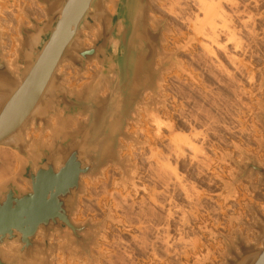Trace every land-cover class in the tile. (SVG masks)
I'll list each match as a JSON object with an SVG mask.
<instances>
[{"label":"rangeland","instance_id":"obj_1","mask_svg":"<svg viewBox=\"0 0 264 264\" xmlns=\"http://www.w3.org/2000/svg\"><path fill=\"white\" fill-rule=\"evenodd\" d=\"M215 1L221 2V13L215 21L217 43L203 35L211 30L201 23L204 13L199 10L197 0L151 1L152 26L155 28V23L162 20L168 23L164 52L178 51L184 69L194 78L183 74L178 67L163 74L161 85L167 103L166 107H160V115L168 121L166 129L155 128L148 115L151 93L145 94V105L140 106L139 111L143 121L140 125L130 123L128 132L146 143L122 141L121 155L127 158V167L132 169L130 178H124L121 167L109 165L101 175L83 179L85 191L80 196L79 212L74 220L83 223L92 218L96 222L110 213L118 221H110L94 230L100 234L93 248L98 264H196L200 260L203 264H222L226 253L224 237L234 239L236 235L261 246L259 233L249 225L260 221L256 210L264 215V184L255 189L253 185L258 184L259 174L242 178L233 160L243 168L249 161L240 147L247 156L255 157L264 165V129L256 116L262 111L260 105H264V0ZM34 2L42 12L35 18L42 21L46 18L45 6L37 0ZM22 3V0H0V10L3 7L5 14L12 9L20 15L18 22L11 23L15 29L11 33L18 37H21L22 24L31 25ZM110 7L114 9L112 3ZM5 14L0 12L2 22L6 21L8 14ZM202 29L205 31L201 32ZM85 34L86 47H91L96 30ZM100 68L97 61L87 63L83 71L65 63L61 66L64 84L79 92L93 81ZM107 92L108 88L103 95ZM84 120V116H79L72 127L64 130L71 131ZM51 122L53 128L45 130L41 125L38 129L33 125L29 138L50 145L58 127L56 118ZM144 128L148 132L136 133ZM184 136L186 143L180 140ZM3 149L9 150V154L3 155L0 151V169L7 172L0 180V190L9 182L29 190L28 182L21 176L23 159L11 148ZM138 151L141 154L136 158L134 154ZM221 152H228L231 159L221 162ZM172 166L177 168L176 176ZM235 176L240 180L235 184L237 194L233 193L232 198L228 186ZM151 177H155V183ZM168 180L170 182H166ZM185 188L191 192L192 200L183 192ZM136 235L140 241L133 243ZM51 243L67 245L58 233ZM50 264H89V261L86 257L74 258L70 251L60 249L52 251Z\"/></svg>","mask_w":264,"mask_h":264},{"label":"water","instance_id":"obj_2","mask_svg":"<svg viewBox=\"0 0 264 264\" xmlns=\"http://www.w3.org/2000/svg\"><path fill=\"white\" fill-rule=\"evenodd\" d=\"M37 1L45 6L46 18L39 21L27 15L31 25L20 26L13 66L4 57L0 28V146L11 148L23 159L21 176L30 187L22 190L9 182L0 190V264H50L52 251L60 249L98 264L93 248L100 234L94 230L103 228L108 220L118 221L110 213L96 222L92 218L83 223L74 220L85 191L83 179L101 175L109 165L121 167L124 178H130L132 169L121 155L122 141L145 144L128 132L130 123L139 122L145 94L151 93L149 117L153 118L150 112L154 110V118L162 119L160 107L167 103L161 85L163 74L177 66L183 74L193 76L184 69L178 51L164 52L168 23L162 20L152 26L149 0ZM111 3L114 13L108 11ZM98 6L104 12L95 18ZM96 20L100 23L93 29L96 39L91 47H85L79 42L82 30L93 31L86 23L95 24ZM31 35L40 37L32 43ZM68 61L81 71L93 61L101 68L81 91H72L60 73ZM106 88L108 92L103 95ZM260 106L262 111L256 116L264 129V105ZM79 116L85 120L65 131ZM53 118L58 127L50 145L29 138L33 125L35 129L40 125L42 130L53 128ZM239 149L249 159L245 168L233 160L240 176L259 174L253 187L260 189L264 165ZM238 180L235 176L228 189L233 190ZM256 213L260 221L249 226L259 233L261 246L241 235L224 237L222 264H264V215ZM57 233L67 241L66 246L51 243ZM9 245L15 253L3 254ZM203 263L200 260L196 264Z\"/></svg>","mask_w":264,"mask_h":264},{"label":"bare ground","instance_id":"obj_3","mask_svg":"<svg viewBox=\"0 0 264 264\" xmlns=\"http://www.w3.org/2000/svg\"><path fill=\"white\" fill-rule=\"evenodd\" d=\"M23 1V3L21 4V6H23V8L25 9V11H26V15H28V16H33L34 15V17L36 16L37 17V15H40L42 12H41V10H40V8H38L37 6H36V3L34 2V0H22ZM151 1L152 0H149V3H150V6L152 7V5H151ZM218 1V0H217ZM231 1V0H230ZM233 2V1H232ZM197 3H198V6H199V10H202V12L204 13V19H203V21H201V23L202 24H207L208 25V27L210 28V30H211V32H209V33H206V31L204 30V29H202V31L201 32H204V34L203 35H205L207 38H210L211 39V41H213V42H218V41H216V39H217V34H216V32H217V30H216V27H218V26H216V18L220 15L219 13H221V11H219V9L221 10V8H219L220 7V3H218V2H216L215 0H197ZM238 3V2H237ZM233 5H235V3H233ZM13 6V5H12ZM107 6V5H106ZM1 8V7H0ZM93 8V6H91L90 7V9H92ZM114 8V7H113ZM7 9V8H6ZM223 9V8H222ZM10 10V9H9ZM8 10V11H9ZM12 10V9H11ZM10 10V12L9 13H4V8L2 7V9L0 10V12H2V14L4 15H7V17H5L6 18V21L5 22H2V20H0L1 21V23H0V28H1V37H2V43H3V47H4V57H5V59L8 61V64L10 65V66H13V60L18 56V53H17V51H18V49H19V44H18V40L20 39V37H18L17 35L16 36H14V34L13 33H11V30H15L14 29V27H13V25L11 24L12 22H14L15 23V21H17L18 22V19H19V16L20 15H17L14 11H11ZM7 11V12H8ZM108 11H110L111 13H114V9H111V7H110V5H108ZM6 12V11H5ZM41 12V13H40ZM103 12H104V8L103 9H101L99 6H98V8H97V14H96V16H95V18H99L100 16L99 15H101V14H103ZM99 14V15H98ZM98 15V16H97ZM24 16V15H23ZM27 16V17H28ZM42 17V16H41ZM221 17H223V16H221ZM226 18V17H225ZM0 19H1V17H0ZM219 19V18H218ZM198 20H200V19H198ZM223 20H225V19H223ZM24 21H25V23H28L29 21L27 20V18L26 17H24ZM224 22V21H223ZM7 23V24H6ZM94 23L95 24H91V23H86V26H88L87 28H89V29H91V30H93V29H95V27H100V23H98V21L96 20V21H94ZM200 23V24H201ZM226 23V22H225ZM11 24V25H10ZM16 25V24H15ZM223 25V24H222ZM229 25V24H228ZM228 25H227V27H228ZM206 26V25H205ZM224 27L226 26V24L225 25H223ZM196 27V26H195ZM199 28V27H198ZM201 28V27H200ZM203 28H205V27H203ZM229 28V27H228ZM206 29V28H205ZM225 29V28H224ZM230 29V28H229ZM194 30H196V28L194 29ZM227 30V29H226ZM233 30V29H232ZM10 31V32H9ZM88 31V29H85V30H82V38L81 39H79V42H83V44L85 45V47H86V44H85V39H86V32ZM94 31V30H93ZM13 32V31H12ZM85 32V33H84ZM196 33H197V31H195ZM18 33V32H17ZM198 33H200V32H198ZM197 33V34H198ZM233 33H234V31H233ZM232 34V33H231ZM88 35V34H87ZM90 35V34H89ZM88 35V36H89ZM232 35H234V34H232ZM39 37L40 36H38V35H31L30 36V39L32 40V43H35V41L36 40H38L39 39ZM76 37V36H75ZM230 38V40H232V38L231 37H229ZM233 38H235V37H233ZM76 39V38H75ZM74 39V40H75ZM237 39V38H236ZM229 40V39H228ZM235 40V39H234ZM88 41V40H87ZM233 41V40H232ZM31 42V41H30ZM212 43V42H211ZM219 48H221V47H223V45L221 46V45H217ZM224 47H226L225 45H224ZM224 50H226V49H224ZM68 63H70L71 65H72V63L71 62H67V64ZM177 67V66H176ZM66 69V68H65ZM89 69V68H88ZM174 69V68H173ZM172 69V70H173ZM171 72V71H170ZM60 73L61 74H63V72H61V67H60ZM169 73V72H168ZM183 73V72H182ZM190 74H191V72H190ZM69 75V74H68ZM187 75V74H186ZM192 75V74H191ZM63 76H64V74H63ZM187 76H189V75H187ZM170 77V76H169ZM190 77V76H189ZM65 78V77H64ZM86 78V77H85ZM185 78V77H184ZM191 78V77H190ZM194 78V77H193ZM192 78V79H193ZM178 79V78H177ZM179 81V80H178ZM171 100V99H170ZM170 102V101H169ZM150 114H152L153 115V121L154 122H156L157 124H158V126H157V129H160L161 128V123L163 122V120L161 121V118H159V116H157V117H155L154 118V110H152V112H150ZM258 126V125H257ZM245 130V129H244ZM249 131V130H248ZM146 132H148V129L147 128H144V129H141L140 130V132H136L138 135H141V134H139V133H146ZM242 133H244V131H241ZM135 133V134H136ZM249 133V132H248ZM185 137V136H184ZM184 137H180V140H185V143L187 142L186 141V137L184 138ZM246 139V138H245ZM248 139V138H247ZM178 140H179V137H178ZM188 140V139H187ZM249 141V140H248ZM183 143V142H182ZM168 145V144H167ZM250 145V142L247 144V146H249ZM1 147V146H0ZM3 148H6V147H3ZM3 148H0V151H2L3 152V155L4 154H9V150H6V149H3ZM137 151V150H136ZM14 152V151H13ZM132 154H134V153H132ZM141 153H140V151H138L137 153L135 152V156H136V158H137V155H138V157H139V155H140ZM11 155V154H10ZM179 155V154H178ZM180 155H182V154H180ZM144 156V155H143ZM5 157V156H4ZM13 157V156H12ZM169 157V156H168ZM221 162H224L225 161V158H230V156H229V154H228V152L226 153V152H221ZM10 159V158H9ZM166 159V158H165ZM178 159V158H177ZM231 159V158H230ZM5 160V159H4ZM7 160V159H6ZM147 160V159H146ZM193 160V159H192ZM11 161V160H10ZM166 162H168V159H167V161ZM6 163V162H5ZM191 164V163H190ZM2 165V164H1ZM6 165H7V163H6ZM6 165H4L6 168H7V166ZM3 166V165H2ZM8 166H9V164H8ZM169 166H171V165H169ZM220 166V165H219ZM173 167V166H172ZM174 168V170H175V166L173 167ZM10 169V168H9ZM177 169V168H176ZM3 170V169H2ZM7 170V169H6ZM176 171V170H175ZM174 171V172H175ZM223 171V170H222ZM174 172H171L172 174L174 173ZM177 172V171H176ZM7 172L4 170V172L3 171H1V169H0V180L2 179V177H4V175L6 174ZM175 174V176L178 174V172L177 173H174ZM148 175V174H147ZM154 175V174H153ZM153 175H151V176H153ZM170 175V174H169ZM171 176V175H170ZM178 177L179 176H177V177H175V178H177L178 179ZM150 178V177H149ZM173 178H174V176H173ZM174 178V179H175ZM182 178V177H181ZM180 177H179V180L181 179ZM154 180L155 179V177L154 178H152L151 177V179L150 180ZM170 179V178H169ZM152 180V181H153ZM172 180V179H171ZM182 180V179H181ZM175 181V180H174ZM173 180H172V182H174ZM177 181V180H176ZM166 182H170L169 180L168 181H166ZM181 182V181H180ZM154 183H155V180H154ZM176 183V182H175ZM168 184V183H167ZM171 184V183H170ZM172 184H174V183H172ZM182 184V183H181ZM169 185V184H168ZM179 185V184H178ZM185 186V185H184ZM167 187V186H166ZM170 187V186H169ZM184 189V187H182V190ZM105 191V190H104ZM107 192V191H106ZM116 192V191H115ZM183 192H185V195H186V197L189 199V200H192V194H191V192H189L188 191V189L187 188H185V190L183 191ZM159 194V193H158ZM115 195V194H114ZM115 198V197H114ZM117 198V197H116ZM115 198V200H117ZM124 198H126V196L124 197ZM122 199V198H121ZM146 199V198H145ZM197 199V198H196ZM213 199V198H212ZM152 201H153V199H151ZM120 201V200H119ZM125 201V200H124ZM144 201H146V200H144ZM143 201V202H144ZM142 202V203H143ZM140 203V202H139ZM153 203H155V201H153ZM133 204V203H132ZM145 204V203H144ZM134 205V204H133ZM138 205H140V204H138ZM143 205V204H142ZM235 205V204H234ZM239 205V204H238ZM159 206V205H158ZM237 206V205H236ZM132 207V206H131ZM139 207V206H138ZM221 207V206H220ZM140 208V207H139ZM142 208V207H141ZM153 208V207H152ZM162 208V207H161ZM161 208H159V209H161ZM92 209V208H91ZM132 209V208H131ZM129 210V209H128ZM143 210V209H142ZM215 210V209H214ZM150 211V210H149ZM152 211V210H151ZM153 211H155V209L153 210ZM156 212V211H155ZM142 213V212H141ZM145 213V212H144ZM151 213V212H150ZM153 213V212H152ZM184 213V212H183ZM215 213H217V211L215 212ZM139 214V213H138ZM155 214V213H154ZM154 214H153V216H154ZM169 214V213H168ZM187 214V213H186ZM132 215V214H131ZM156 215V214H155ZM170 215V214H169ZM168 215V216H169ZM173 215V214H172ZM97 216V215H96ZM140 216V215H139ZM128 219H129V217H127ZM140 218V217H139ZM138 218V219H139ZM170 218V217H169ZM132 219V218H131ZM127 220V219H126ZM217 220V219H216ZM136 221V220H135ZM167 221H168V219H167ZM186 221V220H185ZM218 221V220H217ZM128 222H131V221H128ZM140 223V222H139ZM216 225H218V222L216 223ZM168 226V225H167ZM140 227V226H139ZM223 227V226H222ZM147 228V227H146ZM167 228V227H166ZM143 232H146L145 231V229H144V227H143ZM147 230V229H146ZM195 230V229H194ZM149 233V232H148ZM54 236H56V234H54ZM143 237H144V235H142ZM158 236V235H157ZM122 238V237H121ZM144 239H146V238H144ZM143 239V240H144ZM133 243H136L137 241L139 242L140 240H139V238L137 237V235L136 236H133ZM142 240V241H143ZM121 241H123V240H121ZM146 241V240H145ZM144 241V242H145ZM132 242V241H131ZM145 243H147V241L145 242ZM145 243H143V245L145 244ZM139 243H137V245H138ZM139 246H140V244H139ZM12 253H15V248L12 246V245H9L7 248H4V251H3V254H5V255H9V254H12ZM156 255V254H155Z\"/></svg>","mask_w":264,"mask_h":264},{"label":"crops","instance_id":"obj_4","mask_svg":"<svg viewBox=\"0 0 264 264\" xmlns=\"http://www.w3.org/2000/svg\"><path fill=\"white\" fill-rule=\"evenodd\" d=\"M151 119V118H150ZM152 120V119H151ZM163 120V122L161 123V128L162 129H166V128H168L167 126H166V124H165V122H168L165 118L163 119V117H162V119H161V121ZM143 121V116H142V118L140 117L139 118V122L137 123V124H135L134 122H133V125L135 124V125H140L141 124V122ZM165 121V122H164ZM152 123H153V120H152ZM131 125V124H130ZM154 126H155V128L157 129V126L158 125H155L154 124ZM140 141L141 142H145L144 140H142V139H140ZM146 143V142H145ZM122 154H123V152H122ZM237 189H238V186H235L234 187V189L233 190H231V189H228V192H229V195H230V197H232L233 198V193L236 195L237 194ZM234 195V196H235ZM235 200V199H234ZM230 201H233V199L231 200L230 199ZM103 219V218H102ZM101 221V220H100ZM107 223H110V221L108 220L107 221Z\"/></svg>","mask_w":264,"mask_h":264}]
</instances>
